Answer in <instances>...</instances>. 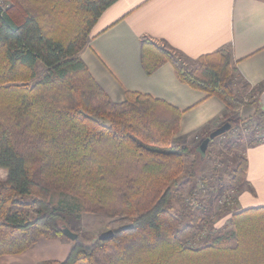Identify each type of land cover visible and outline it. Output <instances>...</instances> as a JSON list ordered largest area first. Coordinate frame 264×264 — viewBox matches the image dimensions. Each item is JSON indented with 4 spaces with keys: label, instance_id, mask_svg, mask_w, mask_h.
<instances>
[{
    "label": "trees",
    "instance_id": "obj_1",
    "mask_svg": "<svg viewBox=\"0 0 264 264\" xmlns=\"http://www.w3.org/2000/svg\"><path fill=\"white\" fill-rule=\"evenodd\" d=\"M116 1L13 0L12 9H0V168L7 171L0 180V257L22 254L41 238L66 237L61 204L76 216H108L114 236L90 243L78 236L65 260L44 264H264V206L235 212L233 228L209 231L205 244L192 245L211 224L212 208L201 202L203 218L188 204L173 210L180 181L196 177L198 162L189 146L173 143L183 112L136 91L112 100L82 60L92 28ZM141 59L148 74L172 63L181 81L231 111L256 105V115L230 120L232 135L264 117L261 93L238 83L230 49L202 55L193 67L169 45L143 38ZM261 131L248 145L264 141V123ZM247 171L240 157L234 193ZM55 191L76 200L55 204Z\"/></svg>",
    "mask_w": 264,
    "mask_h": 264
},
{
    "label": "crops",
    "instance_id": "obj_2",
    "mask_svg": "<svg viewBox=\"0 0 264 264\" xmlns=\"http://www.w3.org/2000/svg\"><path fill=\"white\" fill-rule=\"evenodd\" d=\"M91 34L80 56L94 78L116 102L125 100L126 91H136L179 108L183 114L174 136L179 145L195 143L231 119L236 124L256 115L254 104L231 111L217 96L192 88L177 77L170 62L148 74L142 64L141 42L150 38L167 44L191 62L230 49L238 83H249L261 93L264 0H117L100 16ZM245 155L246 182L235 191L239 210L264 206V141L248 145ZM71 247L72 241L64 237L41 238L22 254L1 256L0 264L63 261Z\"/></svg>",
    "mask_w": 264,
    "mask_h": 264
},
{
    "label": "rangeland",
    "instance_id": "obj_3",
    "mask_svg": "<svg viewBox=\"0 0 264 264\" xmlns=\"http://www.w3.org/2000/svg\"><path fill=\"white\" fill-rule=\"evenodd\" d=\"M1 5L4 6L6 11L14 7V2L13 0H3ZM191 64L195 67L197 62L192 61ZM263 123L264 117L256 118L246 125L248 132L241 131L242 135H235L236 130L234 129V135H232L228 131L212 140L207 149L202 147L204 138L195 143H189L188 146L192 149L190 159L192 160L195 155L198 161L196 162V177L189 176L180 181L176 193L179 199H174L175 207L173 210L179 211L184 205L188 204L193 211L192 213H196L200 218H203L205 216L202 215V209H200L201 202L205 200L206 206L208 205L212 208L211 224L200 233L203 238H198L192 245L200 246L202 243L205 244L207 232L209 231L218 234L227 228L234 227L232 216L239 211L240 206L237 204V193H234L231 185L233 168L238 164L240 157L246 156L245 151L248 141L251 138L260 137L259 132L262 133L261 126ZM257 128H259V132ZM173 143L178 144L174 138ZM189 165L191 166V163ZM6 178L7 171L0 168V180H5ZM62 198L65 199L66 204L76 200L73 196L62 194V192H52L54 203ZM57 207L66 220L64 224H68L72 230L76 231L84 243H90L99 234L111 229L109 226L110 218L104 214L82 213L76 216V214L65 212L61 204H57ZM189 222L190 218L186 219L181 226H185Z\"/></svg>",
    "mask_w": 264,
    "mask_h": 264
},
{
    "label": "water",
    "instance_id": "obj_4",
    "mask_svg": "<svg viewBox=\"0 0 264 264\" xmlns=\"http://www.w3.org/2000/svg\"><path fill=\"white\" fill-rule=\"evenodd\" d=\"M259 105L261 106V109L264 111V89L261 92L259 96ZM233 128V124L231 121H226L223 123L220 127L216 128L215 130L211 131L207 137L204 138V141L202 143V147L204 149H207L209 147L210 141L216 139L219 136H222L226 132L230 131ZM131 225L124 226V228H130ZM62 231L65 234V236L70 239L71 241L77 240L79 234L72 230L67 224H63ZM114 236V231L112 229H109L105 232H102L98 235V239L100 240H106Z\"/></svg>",
    "mask_w": 264,
    "mask_h": 264
},
{
    "label": "built area",
    "instance_id": "obj_5",
    "mask_svg": "<svg viewBox=\"0 0 264 264\" xmlns=\"http://www.w3.org/2000/svg\"><path fill=\"white\" fill-rule=\"evenodd\" d=\"M2 1H3V0H0V9H1V10H4V6L1 5ZM254 97L256 98L257 95L255 94ZM247 100H248V99H247ZM235 130H236V129H235ZM239 130H241V131H243V132H244V131H245V132H248V131H249L247 128H243V127H242L241 129H239ZM260 137H261V136H260ZM233 202L235 203V201H233Z\"/></svg>",
    "mask_w": 264,
    "mask_h": 264
},
{
    "label": "flooded vegetation",
    "instance_id": "obj_6",
    "mask_svg": "<svg viewBox=\"0 0 264 264\" xmlns=\"http://www.w3.org/2000/svg\"><path fill=\"white\" fill-rule=\"evenodd\" d=\"M233 127H234V125H233ZM232 129H233V128H232ZM232 129H231V130H232ZM231 130H230V131H231Z\"/></svg>",
    "mask_w": 264,
    "mask_h": 264
}]
</instances>
